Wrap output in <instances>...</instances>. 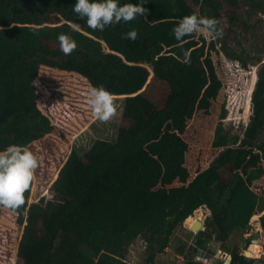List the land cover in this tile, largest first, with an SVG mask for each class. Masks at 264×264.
Masks as SVG:
<instances>
[{
	"label": "trees",
	"instance_id": "obj_1",
	"mask_svg": "<svg viewBox=\"0 0 264 264\" xmlns=\"http://www.w3.org/2000/svg\"><path fill=\"white\" fill-rule=\"evenodd\" d=\"M75 3L0 0V151L12 144L32 149L57 131L39 105L42 69L76 74L92 88L105 86L122 97L121 115L132 124L118 128L113 141L101 139L83 151L72 148L58 171L52 200L43 196L29 206V190L25 204L10 209L17 229L26 224L19 264H129V249L139 239L152 262L202 206L211 213L196 243L203 249L213 239L224 248L234 232H246L252 217L264 211V62L242 138L221 127L227 117L225 105L221 108L214 144L234 148L227 147L191 178L163 174L159 161L167 169L169 149L186 131L197 102L218 86L211 61L201 60L204 50L195 34L178 42L170 32L193 13L215 18L224 32L225 10L229 26L248 25L247 19L264 14V0H146L144 16L103 32L93 31L74 13ZM133 29L136 41L124 39ZM60 33L76 40L71 55L60 50ZM208 49L215 51L216 42ZM150 77L166 83L162 100L147 94ZM39 193L37 188L35 196ZM229 252L231 264H255L235 248ZM185 264L201 263L191 259Z\"/></svg>",
	"mask_w": 264,
	"mask_h": 264
},
{
	"label": "rangeland",
	"instance_id": "obj_2",
	"mask_svg": "<svg viewBox=\"0 0 264 264\" xmlns=\"http://www.w3.org/2000/svg\"><path fill=\"white\" fill-rule=\"evenodd\" d=\"M228 13L229 11L225 10L224 16L220 20L224 30L221 37L205 38L200 33H195L196 39L199 41L198 47L204 50L201 60L203 62L207 59L211 61L218 86L216 90L211 89L212 93L202 95V99L197 102L188 118L186 131L184 134H178L180 140L177 146L169 149L172 157L167 169L163 166L164 163L155 156V159L165 169L163 174L188 173L191 178L197 171L217 161L221 152L227 147L234 148L233 145L217 147L214 144L216 128L220 127V113L223 105L227 109V117L221 125L225 131L242 138L249 123L252 114L251 93L257 81L258 70L264 62V14L253 15L247 19L248 25H244L240 21L229 26L226 23ZM223 36L226 37L225 45L221 42ZM212 41L216 42L215 51L208 49ZM234 55L238 57H234ZM37 83L40 108L50 116L57 131L46 140L35 143L32 149H29L39 157L40 161L35 179L30 186L29 206L40 202V198L43 196L47 200H52L57 196L54 182L72 148L83 151L101 139L113 141L118 128H127L132 124L128 118L121 115L122 97H114L118 108L117 115L109 122L102 124L94 116L91 106L88 104L92 87L85 79L76 74L54 69H42ZM146 92L153 99L159 101L166 96L168 88L166 83L150 77ZM62 135L71 137L68 139ZM175 184H179V181L173 185ZM37 188L40 190L38 197L35 196ZM194 213H197L196 210L193 212V216ZM262 215H264V211L252 217L246 232H234L224 248L220 242L215 240L217 245H214L213 248H219L225 252L228 251V253L235 248L245 254L253 237L259 232L258 244L255 245L256 251H254L257 257H250V259L255 260V264H263L264 225L261 222ZM209 217L205 219V223H208ZM258 223L261 224L260 230L257 229L259 228ZM25 225L17 229L10 209L0 206V263L5 261L6 264H19L24 261V258L20 256V247L23 243H27L22 241ZM182 225L178 228H182ZM184 237L189 239V234H185ZM132 245L135 246V248L133 247L134 253L130 251L129 254L133 256L134 262L148 264L146 261L149 252L146 251L144 241L139 239ZM210 253L213 254L214 251L211 250ZM222 256L223 259L227 258V256Z\"/></svg>",
	"mask_w": 264,
	"mask_h": 264
},
{
	"label": "clouds",
	"instance_id": "obj_3",
	"mask_svg": "<svg viewBox=\"0 0 264 264\" xmlns=\"http://www.w3.org/2000/svg\"><path fill=\"white\" fill-rule=\"evenodd\" d=\"M145 2L146 0H138L134 4L120 3V0H76L73 11L82 20H86L87 26L93 31L103 32L106 27L129 23L138 16H144L147 13V9L143 7ZM218 24L219 21L215 18L193 13L184 16L171 29L170 35L178 42L197 32L205 38H218L223 35ZM137 36L138 32L133 29L123 38L136 41ZM57 39L60 50L65 55H71L78 47L76 40L67 33H60ZM187 55L185 53V57ZM88 104L94 116L102 123L109 122L118 113L113 93L103 85L91 88ZM39 163V157L24 146L12 144L0 151V206L17 210L25 204V193L30 190Z\"/></svg>",
	"mask_w": 264,
	"mask_h": 264
},
{
	"label": "crops",
	"instance_id": "obj_4",
	"mask_svg": "<svg viewBox=\"0 0 264 264\" xmlns=\"http://www.w3.org/2000/svg\"><path fill=\"white\" fill-rule=\"evenodd\" d=\"M196 212L197 213H194L195 214L194 217L196 219L200 218L201 215H204L206 219L207 217L210 216V213H211L210 210L204 206L200 207V209L196 210ZM194 217L193 215L188 217L184 221L182 225L183 227L182 228L180 227L174 231V234L170 238L169 246L167 247L165 252L157 254L152 262L147 260L146 263L148 264H185L191 259H193L195 262H198L195 260L196 255L198 254H204V256H207L212 259H214V257L217 256L218 252L230 255V252L228 253V251L225 252V250L223 251L219 248L218 249L213 248V246L214 245L216 246L217 244L212 239L208 240L205 243L203 249H201V247L196 243V240L198 238L197 237L198 233L206 229V225H205L206 223H205V219H202L201 221H202V226L204 227V230H200L199 232L196 233L192 231L189 227L193 225ZM185 234H189V239H186L184 237ZM133 247L135 248V246L132 245V249L130 248L129 252L131 251L132 253H134ZM211 250L214 251L213 254L210 253ZM129 252L127 256L128 263L136 264L133 260V256L129 254ZM243 255L245 254L243 253Z\"/></svg>",
	"mask_w": 264,
	"mask_h": 264
},
{
	"label": "water",
	"instance_id": "obj_5",
	"mask_svg": "<svg viewBox=\"0 0 264 264\" xmlns=\"http://www.w3.org/2000/svg\"><path fill=\"white\" fill-rule=\"evenodd\" d=\"M193 217H194V216H193ZM193 219H194V223H193V225L189 226L190 229H191L192 231L196 232V233L199 232L200 230H204V227L202 226L201 217L198 218V219H196V218L194 217ZM258 240H259V236H258V234H256V235L253 237L251 243L249 244L247 250H250L251 246H252L255 242H258ZM217 255H218V254H217ZM245 256H246L248 259H250V257L247 255V252H245ZM213 261H214V263H217V262H218L217 257H214ZM231 262H232V255L230 254V255L227 256L226 260L224 261V264H231Z\"/></svg>",
	"mask_w": 264,
	"mask_h": 264
},
{
	"label": "built area",
	"instance_id": "obj_6",
	"mask_svg": "<svg viewBox=\"0 0 264 264\" xmlns=\"http://www.w3.org/2000/svg\"><path fill=\"white\" fill-rule=\"evenodd\" d=\"M200 217H201V220L202 219H205V216L204 215H201ZM260 225H261L260 223L257 224V226L259 227V228H257L258 230H260ZM258 233L259 232H257V234ZM195 260L198 261V262H200V263H202V264H218V263L219 264H224V261L226 260V258H224V261L223 262H219V260H218L217 263H214V261H213L212 258H209L207 256H204V254H198V255H196Z\"/></svg>",
	"mask_w": 264,
	"mask_h": 264
},
{
	"label": "bare ground",
	"instance_id": "obj_7",
	"mask_svg": "<svg viewBox=\"0 0 264 264\" xmlns=\"http://www.w3.org/2000/svg\"><path fill=\"white\" fill-rule=\"evenodd\" d=\"M256 244H258V242H255V243L251 246L250 250H247V251H246V252H247V255H248L249 257H257V256H255V254H254V251H256V247H255ZM259 248H260V247H259ZM222 255H224V256H228V254L218 252V255H217L216 257H217V259L219 260V262H223L222 260H224Z\"/></svg>",
	"mask_w": 264,
	"mask_h": 264
}]
</instances>
